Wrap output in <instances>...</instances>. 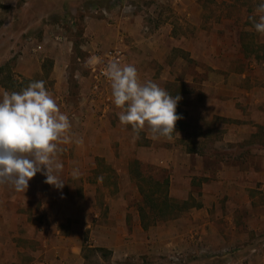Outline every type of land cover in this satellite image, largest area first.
<instances>
[{
    "label": "crops",
    "instance_id": "1",
    "mask_svg": "<svg viewBox=\"0 0 264 264\" xmlns=\"http://www.w3.org/2000/svg\"><path fill=\"white\" fill-rule=\"evenodd\" d=\"M61 1L76 4L78 0ZM119 1L121 2L119 6L112 7L110 11L102 8L110 12L109 15L107 12L108 19L96 21V19L87 18L88 22L84 30L89 41L84 49L92 50L99 43L102 46H112L114 49L108 51L120 52L121 65L129 64L123 62L124 55L123 51H120L121 48L125 51L129 48L146 50L151 55V59L160 64L162 60L158 58L159 53L166 48L165 41L169 40L175 47L183 49L187 54V59L195 64L198 74L204 73L205 75L207 72L197 82L199 85L198 94L185 95L188 97V101L184 110L189 115L204 120L217 118L234 121L232 125H226V129L230 126L231 128L220 142L224 144L243 143L245 132L252 133L258 126L264 127V90L260 89L263 92H254L253 89L248 88L245 82L249 74L246 70L236 71L226 67L228 60L224 58L223 42L216 38L217 35L209 33V36L205 35L199 39L189 38L185 35L176 36L174 24L165 20L161 23L160 29H157L153 34L143 36L139 30L143 27L145 11L134 12L137 8L134 0ZM181 1L183 5L181 11L186 16V20L189 22L196 20V17L201 13L199 0ZM127 2L129 3L127 4ZM64 5L63 13H66L67 4ZM128 7L132 9L133 13L127 12L126 8L128 9ZM197 11H199V15H197ZM104 22H108L107 28H103ZM194 25L196 27L193 30L194 33H199L200 36L206 34V31L201 27ZM128 35H130V39H127ZM61 40L58 39V41ZM171 50L172 48H170ZM87 53L91 54L90 63H94L99 57L90 51ZM51 63V78L56 81L54 88L56 92L50 93L57 101L61 111L70 117L72 125L70 131L72 141L60 145L64 149L59 154V159L64 165L61 177L65 184L62 190H58L54 186L44 183L46 177L37 173L29 181V187L24 193L15 192L8 186H0V264H70L71 261L64 256V250L68 251V247L71 246L68 241H71L72 236L87 223L86 216L83 215L84 210L92 209L96 205V191L100 188L98 186L107 181V174L103 172H99V181L93 182L95 184H90L89 177L93 171L97 170L96 161L101 162L100 166H102L110 160L107 156H97L92 151L99 130L104 126L103 121H106V115L112 111L108 104L111 99L110 94L109 92H98L97 95L82 96L83 102L78 106L75 104L74 107L69 106L70 108H68L67 103L63 100L64 97L68 99L69 92H66L65 84L67 79L71 78L66 70L67 63L58 57L51 60ZM135 67L138 77L143 83L145 80L143 69ZM23 69L25 68L21 66L17 70L20 74L28 78L31 77L28 74V69ZM194 79L195 76L186 75L184 82L191 86ZM3 92L4 87H0V98H2ZM82 105L85 106L82 108ZM81 138L83 143L80 144L87 145V153L77 151L79 144L75 143V140ZM145 138L150 147L155 144V141L164 139L161 137L158 140H153L151 134L147 132ZM178 138L183 137L179 134L173 136L172 140L175 141ZM165 151L167 159H162L153 152L147 157L140 154L136 156L123 154L119 159L122 166H127V168H123V174H128L131 178L134 176L128 169V161L130 164H133L134 161H145L169 169L168 197L175 202L195 201L192 193L193 176L207 179L202 181L199 187L200 200H196V205L190 208L186 218L179 217L167 221L162 226L158 223L160 221L155 223L158 233L166 230L167 236L160 237L163 238L161 240L168 241L173 249L185 244V249L190 248L189 252L194 248L193 253L196 255L206 253L205 255L201 254L204 257L210 255L209 253L220 254L228 249L227 247L240 251L241 247L246 246L247 251L243 255L252 256V261L249 264H259L261 259H264V151L256 156L261 169L251 167L249 160L253 157L250 156L246 160L248 163H245V159H243L245 156L240 159L244 161L238 162L225 163L221 159V161L218 160L217 167L209 169L203 162L204 158L197 153L176 147L165 149ZM239 162H244L245 165L241 167ZM246 164H248L247 167H245ZM73 170H78L76 178L72 176ZM81 177L83 178V191L81 188L78 191L74 185L78 184L79 180L82 181ZM69 179L74 180L75 184L68 183ZM255 179L262 182L257 188L253 183ZM253 190L256 191L255 196ZM67 191L69 196H66ZM76 192L82 193V196L87 195L88 198L81 199V195L80 198H76ZM118 194L119 196L114 199L109 197L105 200L104 207H108L109 210L107 224L95 227L92 233H100V238L105 241H109V238H116L114 236L118 235L119 238H126L120 246L127 253H132L135 250V252H148L149 248L154 249L159 244L155 243L159 238L152 237L151 233L149 235L148 228L143 229L139 212L132 214L133 233H129L127 228L129 203L121 191ZM257 197L262 200H255ZM65 204H67L66 207ZM113 216L117 219L115 223ZM63 224L70 225L69 237L63 235ZM35 226H38L40 231L36 234ZM24 238H38L45 249V257L40 261L33 262L19 260L18 257H24L25 250L15 248L12 251L11 245H17V240ZM242 242L245 245H241ZM258 242H261L262 246H257ZM148 243H150L149 246ZM104 247L109 250L113 249L109 242ZM76 250L78 251V247L72 245L71 251L76 252ZM256 251L257 255H252ZM57 252L60 258L54 260L51 255ZM13 254L15 258H12ZM63 257L64 259H62Z\"/></svg>",
    "mask_w": 264,
    "mask_h": 264
},
{
    "label": "rangeland",
    "instance_id": "2",
    "mask_svg": "<svg viewBox=\"0 0 264 264\" xmlns=\"http://www.w3.org/2000/svg\"><path fill=\"white\" fill-rule=\"evenodd\" d=\"M133 2L137 5L134 12L145 11L143 27L139 30L141 35L153 34L161 28V23L165 20L174 24L176 36L185 35L189 38L199 39L205 35L209 36V33L215 34L218 36L216 38L223 42L224 58L228 60L226 67L236 71L246 70L249 74L245 82L248 88L253 89L254 92H263L260 89L264 90V35L256 32L253 21L258 22L259 17L256 8L264 0H199L201 13L199 15V11H197L199 16L190 22L186 20V16L181 11L183 9L181 0H134ZM119 3H121L119 0H78L76 4L61 0H0V87H4V91L19 92L26 88L29 83L42 80L49 92H56L54 89L56 81L51 78V60L58 57L67 63L66 70L71 77L67 79L65 84L67 86L66 92H69L68 99L66 97L63 99L68 108L74 107L75 104L78 106L79 103L83 102L82 96H93L88 74V64L92 58L89 59L91 54L87 51L103 57L108 50L114 48L102 46L99 43L92 50L84 49L87 41H89V37L85 35V25L91 18L96 19V21L109 18L107 15L94 14L92 8L96 10L106 8L110 11L112 7H118ZM64 4H67L66 13H63ZM126 10L130 14L133 13L129 7ZM107 23L104 22L103 28H107ZM194 24L206 31V34L200 36L199 33H194L193 30L196 28ZM57 36L59 40L60 38L62 40L58 41ZM127 39H130V35ZM39 45L42 47L37 49ZM165 45L166 48L160 51L158 56L162 60L160 64L152 60L151 55L146 50L129 48L125 51L121 48L120 51H123V62L143 69L145 78L143 82H155L171 95L178 94L182 97L176 109L177 115L182 116V119L177 121L175 129L177 133L174 132L173 136L180 134L183 138H178L175 141L164 138L163 141H155V144L150 147L145 138L146 132L150 134L146 127L140 133V138L134 140L131 126H122L119 122L117 113L120 109L113 103L110 82L102 86L100 92H109L110 94L111 99H109L108 104H110L112 111L106 115V121H103L104 126L99 130L92 151L97 156L104 155L110 160L102 166H100L101 162L96 161L97 170L93 171L89 181L90 184H95L93 182L99 181L98 175L101 172L107 174V181L98 186L100 188L96 191V205L92 209L84 210L83 215L86 216L85 221L87 223L72 236L71 241H68L71 246L78 247L76 252L71 251V246L68 247V251L64 250V256L71 261L70 264H249L252 261V256L243 255L247 251L246 246L241 247L240 251L227 247L228 249L220 252V254L209 253L211 256L208 255L207 257L202 256L206 253H198V255L193 253L194 248L189 252L190 248L185 249V244L173 249L168 241L161 240L163 238L160 237L166 235V230L158 233L155 229L157 225H153L154 221L151 216L146 219L149 224L147 232L153 234L152 237L154 238L158 237L159 239L155 243L159 244L154 249L149 248L148 252H135V250L132 253H127L120 246L126 238H119L118 235L114 236L116 238H109V241H105V239L100 238V233H92L95 227L98 228L107 224L109 210L108 207H104L105 200L109 197L112 199L118 197L119 191L124 197H127L129 203L127 228L129 233H133L132 214L138 212L143 201L139 189L137 191V179L131 178L128 174H123V168H127L119 162L123 154L130 156L140 154L147 157L153 152L160 158L167 159L165 149L176 147L202 156L205 166L209 169L217 167L218 160L221 161L222 159L225 163L238 162L244 161L240 160L243 156H245L243 158L245 163H248L247 157H253L249 160L251 167L261 169L259 159L256 160V156L264 151V127L258 126L252 133L250 131L245 132L243 143H220L231 128L230 126L226 129V125H232L234 121L217 118L204 120L189 115L184 110L188 101V97L185 95L198 94L199 85L197 82L207 72L205 75L204 73L198 74L193 61H189L183 49L178 46L175 47L173 42L166 40ZM170 48H172L171 51ZM18 66L28 69V74L31 77L28 78L20 74ZM186 75L195 76L193 85L190 86L184 82ZM83 106L85 105H82V108ZM77 151L87 153V145L79 144ZM113 157H115L114 160ZM139 163L141 167H133L132 163L130 164L128 161V169L132 170L133 174L139 171L142 176H150L152 179L161 180L163 175L169 176L170 170L161 165L150 164L145 161H139ZM245 163L239 162L241 167ZM80 179L82 181L79 180L78 184L70 179L68 183L72 182L77 190L81 188L83 191V178ZM206 180L194 175L192 179L194 203L190 201L188 205L179 207L174 218L162 220L158 222L159 225L162 226L167 221L179 217L186 218L190 210L189 205H196V200H200L199 187L202 181ZM253 183L257 188L262 182L255 179ZM253 192L255 196L256 191L253 190ZM76 195V198H80V195L81 199L88 198L87 195L82 196V193L76 192ZM66 196H69L68 191ZM255 200L261 201L262 199L257 197ZM65 211L68 210L65 209ZM115 220L117 219L113 216L114 223ZM89 221L92 224H89L91 223ZM62 228L64 237H69L70 225L63 224ZM34 232L35 234L40 232L38 226L34 227ZM108 242L113 249L109 250L104 247ZM16 243L17 245H11V249H13L12 251L15 248L25 250L24 257H18L22 262L40 261L45 257V249L38 238L18 239ZM256 244L262 246L261 242ZM131 245L133 246L132 243ZM149 245L150 243H148ZM241 245H245V243L242 242ZM252 255H257V251L253 252ZM14 256L13 254L12 258H15ZM51 256L54 260L60 258L58 252ZM259 264H264V259H261Z\"/></svg>",
    "mask_w": 264,
    "mask_h": 264
},
{
    "label": "clouds",
    "instance_id": "3",
    "mask_svg": "<svg viewBox=\"0 0 264 264\" xmlns=\"http://www.w3.org/2000/svg\"><path fill=\"white\" fill-rule=\"evenodd\" d=\"M257 33L264 35V2L256 8ZM250 19H252L250 17ZM105 75L110 81L114 105L122 126H131L133 139L147 127L151 139L171 141L176 132L180 95H171L152 81L141 82L133 64L110 61ZM71 122L63 113L44 81H33L19 92L4 91L0 99V186L25 192L37 173L46 177L44 183L62 190L64 165L59 159L61 144L72 141ZM75 143H83L82 138ZM73 178L78 170H73Z\"/></svg>",
    "mask_w": 264,
    "mask_h": 264
},
{
    "label": "trees",
    "instance_id": "4",
    "mask_svg": "<svg viewBox=\"0 0 264 264\" xmlns=\"http://www.w3.org/2000/svg\"><path fill=\"white\" fill-rule=\"evenodd\" d=\"M131 165L133 167H141V164L138 161H134ZM132 173L133 172L131 170V174ZM133 176L135 179H137L139 193L142 196L143 202L142 205L139 206L138 212L141 225L145 230L149 227V224L146 221L148 217H152L151 219L154 221L153 225L158 221L174 218L176 215L175 213L178 212L179 207L188 205V203L190 202H175L168 197V176L163 175V177H161V180L155 178L152 179L150 176H142L139 171H136V174H133ZM194 206L195 205H189L190 208Z\"/></svg>",
    "mask_w": 264,
    "mask_h": 264
},
{
    "label": "built area",
    "instance_id": "5",
    "mask_svg": "<svg viewBox=\"0 0 264 264\" xmlns=\"http://www.w3.org/2000/svg\"><path fill=\"white\" fill-rule=\"evenodd\" d=\"M91 11V9H90ZM94 14L106 16L107 12L104 9H94L92 8ZM58 38V37H57ZM59 39V38H58ZM61 39V38H60ZM40 49V46L37 47ZM117 60L121 62V54L119 51H107L103 57L99 58L94 62L88 64V74L91 83L92 93L97 95L98 92L102 89V86L109 83L110 81L107 79L105 72L107 65L110 61Z\"/></svg>",
    "mask_w": 264,
    "mask_h": 264
}]
</instances>
